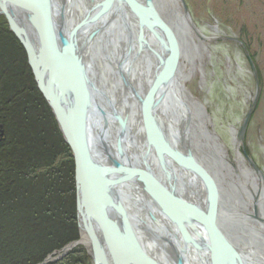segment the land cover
I'll list each match as a JSON object with an SVG mask.
<instances>
[{"label": "bare ground", "instance_id": "1", "mask_svg": "<svg viewBox=\"0 0 264 264\" xmlns=\"http://www.w3.org/2000/svg\"><path fill=\"white\" fill-rule=\"evenodd\" d=\"M137 1L144 6L147 3V0ZM31 2L34 21L46 26L53 62L58 61L61 53L69 55L65 64L64 61L57 66L52 63L56 76L51 69L44 72L45 86L55 91L64 113L71 114L68 108L74 110L73 103L80 99L77 83L85 74L89 80L86 81L87 97L91 100L86 103V115L93 126L89 137L94 144L96 141L100 157L106 154L116 167L120 166L123 159L117 148L120 138L131 158V161L124 160V165H135V173L147 172L155 179L145 187L132 182L121 188L124 206L135 218V224L126 218L128 227L132 226L135 238L151 261L154 264H237L229 252L227 255L222 248L212 246L210 233L219 230L241 253L244 264H264V174L248 168L240 155L236 165L228 162L224 147L209 129V117L203 105L185 87L188 74L181 62L177 75L169 80L172 83L161 105L155 107V122H158L162 143L157 148L148 138L144 125L146 101L143 105L141 101L150 90L151 81L160 73L159 57L167 56L166 39L160 29L149 26L151 22L147 23L146 17L137 16L126 0H47L48 25L37 8L39 2ZM151 2L177 39L180 59L190 55L191 49L203 46L204 39L196 32L181 0ZM81 22L80 32L84 31V35L74 48L69 40L72 29L76 25L75 31H79ZM64 39L71 43L69 47ZM96 103L105 112V120L98 108H94ZM115 116L122 118L123 125H118ZM124 125L126 130L122 131ZM168 139L178 147L182 145L193 151L192 158L210 173L217 199L206 203L202 182L171 162L165 149ZM169 168L174 171L173 179L168 177ZM97 235L99 242L94 252L99 264H104L100 259L101 250L112 264L128 263L124 252L130 248L124 244L122 250V243L118 241L120 254L117 256L114 251L113 256V251L110 254L106 248L111 241L102 234ZM85 239L90 245V238Z\"/></svg>", "mask_w": 264, "mask_h": 264}, {"label": "water", "instance_id": "2", "mask_svg": "<svg viewBox=\"0 0 264 264\" xmlns=\"http://www.w3.org/2000/svg\"><path fill=\"white\" fill-rule=\"evenodd\" d=\"M31 1L32 0H0V16H5L7 23H9L11 32L13 34H16L21 44H23L26 54L28 55L29 66H31L32 68L37 87L39 88V90H41L51 110H53L55 118L59 123V128L63 132L65 141L70 145L71 151L73 153L74 163L76 164L75 186L77 198V220L78 228L80 231V238L78 241L69 243V245L58 251L56 255L48 256L47 259L41 264H47V262L51 261H58L59 259L69 254V251L74 247L78 245L80 246V244L85 246L87 253L91 258V263L99 264L97 261L96 253L94 252V247L99 242L97 239V234H102L103 238L107 237V240L111 241V244L109 246L106 245V248L107 251L110 252V254L113 251V256L114 251L117 253V256H119L120 254L117 245L119 241L122 243V250H124L125 245L128 247V249L130 248L129 250H127V252H124L129 264H154L151 261L149 254L144 250V248L140 245V243H138L137 239L135 238V233L131 228L132 226H130V228L128 227L126 220L128 219L132 223H134L135 218L133 216L131 217L129 209L127 208V206H124L121 196V188L125 186L126 183L132 182L139 183L145 187V184L152 185L151 180L155 181V179L147 172L135 173V165H132L131 167H129L130 165H124L126 164L124 160L131 161V158L128 157L127 151H124L123 143L121 144L120 138L119 140L117 139L118 141H120L119 144H117V148L119 151H121L120 154L123 155L120 166L116 167L111 161L112 158L110 156L108 157L106 154L100 157L101 152L98 150L96 141L94 144V142L91 141L92 137H89L93 131L91 128L93 126L91 124V120L88 119L86 115V103L90 102L91 100H89V96L87 97L89 93L86 81L89 80H87L88 78L86 79L87 76L85 74L80 76V79L77 83L80 88V99L77 100L76 104L75 102L73 103L74 110L68 108L71 111V114L64 113L62 105L58 103L59 100L55 95V91L52 89L50 90L45 86L43 75L44 72H48L51 69L50 72L53 71L54 75L56 76L57 70L54 65L57 66L58 62L61 61H64L65 64L67 56L69 57V55L67 53H61L60 58H58V61L55 62L56 64L53 62V58L48 50V43L46 38L47 33L45 31L46 26H44L43 22L39 25L38 22L34 21V17L31 16ZM37 1L39 2L37 8L41 10L44 16V21H46L48 25V19L50 15L48 7H46L47 0ZM126 1L133 7V12L137 13V16L142 15L146 17L147 23L149 21L151 22L148 24L149 26H154L160 29V32L163 34L167 43L165 48L167 56L162 59L159 57V59L161 60L160 63H162L160 73L156 75L155 78L151 81V88L148 92H146V98L144 97L141 101V105L145 103L144 125L147 131L148 138L151 140V143L158 148V144L162 143V138L158 135L160 132V128H158L156 125L157 120L155 122V107L157 105H161L166 90L172 83L169 82V80L172 81V78L177 75V70L180 65V49L173 32L168 27L166 22L162 19V17L157 14L151 0H147L145 6L140 4V2H138L137 0ZM181 2L183 4L185 13L190 17L187 4H185L184 0H181ZM51 20L53 21V19ZM57 27H59V25ZM78 27L80 29L77 32L75 31L76 25L75 28L72 29L71 37L69 40L72 43L71 44L69 42V44H71L74 48L78 46L79 37L82 36V33L84 35V31L80 32L81 28L83 27V22H81ZM27 31L31 33V36ZM96 33L97 32L95 31L91 36L93 37V35H95ZM64 41L68 44L67 40L64 39ZM238 41L241 42L240 40ZM64 52H67V50ZM77 62L79 64V68L82 67L80 60ZM52 63H54V65ZM252 66L253 68H255L253 64ZM70 73L72 74L71 71ZM53 77L54 76H52V78ZM157 96H161V99H157ZM258 96L259 93L256 95L252 109L249 111V114L244 120V123L239 132L240 142H242L245 138L244 134L246 128L248 127V122L252 116V111L257 105ZM63 102L66 104L67 101L62 100V104ZM98 106L99 105L96 103L94 108H98L100 116L103 118L105 112L102 111ZM115 117L117 118L116 120L118 125L122 124V118L118 116ZM103 119L105 120V117ZM121 129L122 131L126 130V125H124V127L121 126ZM110 131H108V134ZM0 136H4L3 131L0 132ZM183 147H178L175 142L173 143V141H170L168 139V144L166 145L165 149L170 160H172L171 162H173L185 172L190 171V173L194 174L198 178V180L202 182L204 186V192H206L204 196V199H206V203H208L209 200L217 199L215 186L211 181L212 179L210 177V173L207 169H205L203 164L197 162L192 158L194 157V155L193 151L190 148ZM248 160L252 168H255V170L259 173L262 172L250 157H248ZM168 171V177L173 179L174 171H172L170 168ZM153 202L155 205H159L157 201ZM92 206H94L95 209L92 208ZM161 207L163 208V206ZM210 236L212 246L214 245L222 248L227 255L229 252V254L234 257V260L237 264H244V258L242 257L241 253H239L236 247L231 245L226 235L223 236L219 232V230H217L210 233ZM86 237L90 238V245H87L86 242H84V240H86ZM125 237H127V239L129 238V240H127ZM100 253V259L102 260V263L112 264L108 261L105 253L102 250ZM213 260L215 262L218 261V259L215 258ZM114 263L121 264L118 262ZM122 264L124 263L122 262Z\"/></svg>", "mask_w": 264, "mask_h": 264}, {"label": "trees", "instance_id": "3", "mask_svg": "<svg viewBox=\"0 0 264 264\" xmlns=\"http://www.w3.org/2000/svg\"><path fill=\"white\" fill-rule=\"evenodd\" d=\"M241 39L255 59L251 46ZM1 131L0 264H41L80 238L76 164L37 87L25 48L4 15L0 16ZM47 264L91 263L80 245Z\"/></svg>", "mask_w": 264, "mask_h": 264}, {"label": "rangeland", "instance_id": "4", "mask_svg": "<svg viewBox=\"0 0 264 264\" xmlns=\"http://www.w3.org/2000/svg\"><path fill=\"white\" fill-rule=\"evenodd\" d=\"M184 2L196 32L204 39L203 46L180 59L188 74L185 87L203 105L209 129L224 147L228 162L236 165L240 155L254 170L250 157L264 174V0ZM241 38L251 46L255 59ZM258 93L259 103L245 138L237 144Z\"/></svg>", "mask_w": 264, "mask_h": 264}]
</instances>
